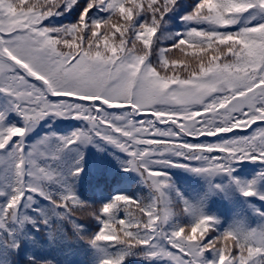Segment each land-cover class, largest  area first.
Masks as SVG:
<instances>
[{
    "label": "snow or ice",
    "instance_id": "obj_1",
    "mask_svg": "<svg viewBox=\"0 0 264 264\" xmlns=\"http://www.w3.org/2000/svg\"><path fill=\"white\" fill-rule=\"evenodd\" d=\"M59 118L81 127L29 141ZM90 143L123 154L147 195L83 200ZM169 168L207 190L186 195ZM214 193L244 198L226 227L205 209ZM249 198L264 201V0H0V257L35 246L34 229L85 243L93 264H264Z\"/></svg>",
    "mask_w": 264,
    "mask_h": 264
},
{
    "label": "trees",
    "instance_id": "obj_2",
    "mask_svg": "<svg viewBox=\"0 0 264 264\" xmlns=\"http://www.w3.org/2000/svg\"><path fill=\"white\" fill-rule=\"evenodd\" d=\"M75 128H78V126L61 124L60 126L53 125L48 131L67 134ZM44 133H46L44 130L33 131L29 134L28 139L33 141ZM81 151L83 152V171L75 187L78 195L83 200L99 204L110 200L114 194L119 192L130 195H147L140 184L139 176L133 171L123 170L121 166L123 154L107 145L93 146L88 150L82 147ZM256 167L251 162H248V164L243 162V165L237 168V173L241 176H249ZM168 172L177 187L190 197L203 194L207 190V183L201 176L183 168H169ZM243 199L238 195L230 199L224 194L214 193L206 199L205 209L208 213L220 218L221 227H226L233 220L238 209L241 208L240 202ZM249 199L252 205L264 207V201H258L255 198ZM78 215L79 219L86 224H94L90 217ZM245 215L248 216L253 224L258 222V218L252 215L250 210L246 211ZM66 229L69 236H71V226L66 225ZM91 231H95V228L93 227ZM32 235L36 237L38 243L33 246L31 243L25 242L20 250L4 252L2 257H0L3 259V264H17L16 258L19 256L28 261L27 254L29 253L41 259L52 260L54 264H93V253L83 242L54 243L43 231L37 233L34 229L32 230ZM126 264H146V262L136 256H130Z\"/></svg>",
    "mask_w": 264,
    "mask_h": 264
},
{
    "label": "rangeland",
    "instance_id": "obj_3",
    "mask_svg": "<svg viewBox=\"0 0 264 264\" xmlns=\"http://www.w3.org/2000/svg\"><path fill=\"white\" fill-rule=\"evenodd\" d=\"M74 18H75V14H73V15H69V14H65L63 17H54V18H51V22L52 23H70V22H72L73 20H74ZM179 20L177 19L176 21H175V23L176 22H178ZM175 55H180L179 53H175ZM61 120L62 121H66L67 119H63V118H61ZM71 120V119H70ZM49 122H51V124L52 123H54V122H57V123H59V122H61L59 119H56V120H54V121H52V120H49V119H46V120H44V121H41L40 122V124L33 130V131H35V130H37L40 126H44V127H47L48 126V124H49ZM81 126V125H80ZM32 133V132H31ZM92 144V143H91ZM87 145H89V144H87ZM87 145H84V146H86L87 147ZM246 163H248V162H246ZM197 175V174H196ZM16 263L17 264H30V262H28V261H26V260H24L23 258H21L20 256L19 257H17L16 258Z\"/></svg>",
    "mask_w": 264,
    "mask_h": 264
}]
</instances>
